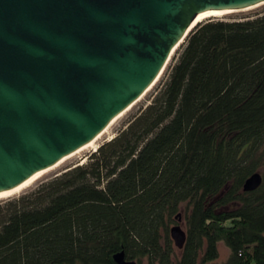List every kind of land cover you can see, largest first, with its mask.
Segmentation results:
<instances>
[{
    "label": "trees",
    "instance_id": "1",
    "mask_svg": "<svg viewBox=\"0 0 264 264\" xmlns=\"http://www.w3.org/2000/svg\"><path fill=\"white\" fill-rule=\"evenodd\" d=\"M166 74L86 162L0 200V264H264V10L197 23Z\"/></svg>",
    "mask_w": 264,
    "mask_h": 264
},
{
    "label": "water",
    "instance_id": "2",
    "mask_svg": "<svg viewBox=\"0 0 264 264\" xmlns=\"http://www.w3.org/2000/svg\"><path fill=\"white\" fill-rule=\"evenodd\" d=\"M264 0H0V193L89 143L160 77L207 11ZM261 171L244 189H257ZM171 226L180 250L183 214ZM119 264H137L117 252Z\"/></svg>",
    "mask_w": 264,
    "mask_h": 264
},
{
    "label": "rangeland",
    "instance_id": "3",
    "mask_svg": "<svg viewBox=\"0 0 264 264\" xmlns=\"http://www.w3.org/2000/svg\"><path fill=\"white\" fill-rule=\"evenodd\" d=\"M264 10V2L260 3L259 5L252 6L251 8H246V9H240V11H232V12H223V13H218L214 14L216 15L215 17H229V16H239L240 15H250L251 13L257 12V11H262ZM208 16V15H207ZM206 16V17H207ZM205 17V18H206ZM204 19V18H203ZM185 42V39L178 45V47L175 48L174 53L170 56L169 60L167 61V65L165 66V69L163 72L160 74V77L154 82L152 87H150L147 91L143 93L141 97H139L138 100L134 101L132 105L129 106V108L124 109L122 111L121 115L117 117L111 125L106 129V131L101 134V137L96 141L94 145H90V147L83 148L79 150L78 152L69 155L67 159L61 161L58 163L56 166H54L52 169H50L46 174L41 176L40 178L37 179V181L29 186L26 187L24 190L14 192L13 194L10 195H5L3 197H0V200H3V198H9V197H14L15 195H19L22 193H25V191L30 190L35 188L39 183L47 179L48 177L58 175V173L64 171L71 165L75 164H80L84 163L87 161L90 153L94 150H96L103 141L111 139L113 136H115L118 131L123 128V125L126 123V120L133 115V113L137 112L140 110V108L144 107V105L148 104L152 100V96L155 94V91L159 88L160 82L165 78L167 75V71L169 67L172 65V63L175 61L176 57L179 54V51L182 47V44ZM103 131V130H102ZM185 208H182L181 213L184 214ZM183 226H185L184 220H183ZM219 250H220V259H226L228 256L229 250L227 247L223 244H219Z\"/></svg>",
    "mask_w": 264,
    "mask_h": 264
},
{
    "label": "bare ground",
    "instance_id": "4",
    "mask_svg": "<svg viewBox=\"0 0 264 264\" xmlns=\"http://www.w3.org/2000/svg\"><path fill=\"white\" fill-rule=\"evenodd\" d=\"M223 12H225V11H218V12H215V11H207L206 13L199 14V15L197 16L196 20L194 21V23L191 25L190 28H192V27H193L198 21L202 20V19L205 18L207 15H208V16H216V15H214V14L223 13ZM206 18H207V17H206ZM178 45H179V44H177V45L175 46V48L178 47ZM175 48L172 50V53H174ZM171 55H172V54H171ZM151 87H152V85H151ZM149 88H150V87H149ZM149 88H148V89H149ZM148 89H147V90H148ZM140 97H141V96H140ZM131 105H132V104H131ZM129 106H130V105H129ZM129 106H128L127 108H129ZM125 109H126V108H125ZM123 111H124V110H123ZM120 115H121V113H120L119 115H117V116L112 120V122H113L117 117H119ZM112 122H111V123H112ZM110 125H111V124H109V126H110ZM109 126H107L103 131H101V134H103V132L106 131V129H107ZM101 134H99L98 136H96L95 138H93L92 140H90V142L87 143V144H85L84 146L79 147L78 150H76V151H74V152H72V153H69L67 156H65L64 158H62L61 160H59L56 164H54V165H52V166H50V167H47L46 169L40 171L39 173L36 174V176H34V177H32L31 179L27 180L24 184H21V185H19V186H16V187H14V189H11V190H9V191H4L3 193H0V197H3V196H5V195L13 194L14 192L24 190L26 187H29V186L33 185V184L37 181L38 178H40L41 176H43L44 174H46L50 169H52L54 166H56V165H57L58 163H60L61 161L67 159L69 155H72V154L78 152L79 150H81V149H83V148L90 147V145H94V144L96 143V141L101 137Z\"/></svg>",
    "mask_w": 264,
    "mask_h": 264
},
{
    "label": "crops",
    "instance_id": "5",
    "mask_svg": "<svg viewBox=\"0 0 264 264\" xmlns=\"http://www.w3.org/2000/svg\"><path fill=\"white\" fill-rule=\"evenodd\" d=\"M222 243V242H221ZM224 244V243H223Z\"/></svg>",
    "mask_w": 264,
    "mask_h": 264
}]
</instances>
